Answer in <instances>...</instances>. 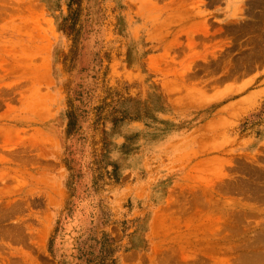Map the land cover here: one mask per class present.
Returning <instances> with one entry per match:
<instances>
[{
  "label": "rangeland",
  "instance_id": "obj_1",
  "mask_svg": "<svg viewBox=\"0 0 264 264\" xmlns=\"http://www.w3.org/2000/svg\"><path fill=\"white\" fill-rule=\"evenodd\" d=\"M0 264H264V0H0Z\"/></svg>",
  "mask_w": 264,
  "mask_h": 264
}]
</instances>
